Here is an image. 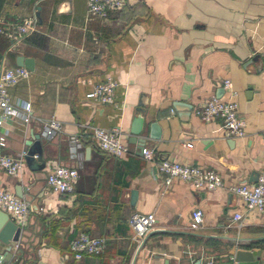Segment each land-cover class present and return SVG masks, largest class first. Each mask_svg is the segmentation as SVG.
Returning <instances> with one entry per match:
<instances>
[{
  "label": "crops",
  "instance_id": "0c3cea01",
  "mask_svg": "<svg viewBox=\"0 0 264 264\" xmlns=\"http://www.w3.org/2000/svg\"><path fill=\"white\" fill-rule=\"evenodd\" d=\"M32 14L38 32L21 45L10 49L0 36V69L18 67V56L34 60L28 79L8 89L16 110L30 105L31 121H6L2 154L18 156L39 135L46 162L40 171L25 162L16 176L0 170V190L31 208L18 264H74L69 242L81 233L105 240L102 254L81 264H237V251L256 250L257 264H264V214L246 213L227 190L264 175V0H126L104 20L87 16L86 0H0V23ZM108 78L117 85L115 105L86 97ZM224 80L236 93L243 138L228 137L221 121L206 123L193 113L212 97H230ZM139 114L155 163L128 144ZM50 119L62 130L47 138L43 123ZM95 127L121 129L129 154L102 152L91 138ZM73 135L79 145L70 143ZM164 160L212 170L223 187L196 191L179 180L166 187L156 167ZM55 165L77 169L71 195L47 186ZM196 209L203 223L193 231ZM237 212L243 218L234 224ZM135 213L156 219L141 246L128 225Z\"/></svg>",
  "mask_w": 264,
  "mask_h": 264
},
{
  "label": "built area",
  "instance_id": "2783aa9c",
  "mask_svg": "<svg viewBox=\"0 0 264 264\" xmlns=\"http://www.w3.org/2000/svg\"><path fill=\"white\" fill-rule=\"evenodd\" d=\"M126 5V0H86V14L89 18L104 20L109 13L120 11ZM38 18L35 14L15 23H0V36L9 43L10 49L21 45L26 39L38 32ZM30 71L24 67H13L0 69V170L9 176H16L25 164L26 152L16 157L2 154L7 144V137L3 130L8 119L20 118L25 124L31 121V109L29 104H24L21 111L11 103L8 89L20 81L28 79ZM116 83L111 79L95 85L87 94V98L96 99L102 104L115 105ZM223 89L231 91V82L224 80ZM236 93L231 91L226 100L212 97L206 100L200 107L194 109L193 113L203 122L213 120L221 121L225 133L231 138H243L245 121L238 112L235 101ZM173 112V111H172ZM2 129V130H1ZM62 130V123L56 119H50L43 123V136L53 137ZM91 138L96 142L98 148L107 155L114 158H125L129 154V147L123 141V133L119 128L102 129L93 128ZM72 145H79L77 135L70 137ZM191 142H182L181 147L192 149ZM141 157L150 163H155L153 151L143 148ZM157 175L162 178L167 187L173 181L179 180L190 186L192 190L213 192L223 187L221 176L208 169L199 166L188 165L177 160H164L156 163ZM78 171L75 167L55 165L48 169L46 176L47 186L58 195H71L75 190L78 180ZM228 192L240 198L246 213L257 212L264 214V175L258 177L254 185L245 184L232 185ZM0 211L5 212L17 225L23 226L30 214L29 205L14 194L0 190ZM242 213L237 212L232 216L234 224L241 223ZM156 223L153 214H132L128 219V225L134 234L138 245H142L144 239L153 230ZM203 223V213L196 209L191 214V230H198ZM105 247V240L81 233L69 242V250L72 254L74 264H81L85 257L99 256Z\"/></svg>",
  "mask_w": 264,
  "mask_h": 264
},
{
  "label": "water",
  "instance_id": "95a60500",
  "mask_svg": "<svg viewBox=\"0 0 264 264\" xmlns=\"http://www.w3.org/2000/svg\"><path fill=\"white\" fill-rule=\"evenodd\" d=\"M16 65L18 67H24L30 72L34 70V60L31 58L18 56L16 58ZM180 104L181 103H176L175 106H179ZM143 123L142 115H137L133 120L130 137L128 139V144H138L139 155H141L142 149L145 145V139L142 135ZM35 139L36 143L29 141L26 144L27 149L25 151L26 155L24 159L30 168L40 171L45 167L46 162L43 159L42 148L39 143L40 136L36 135ZM131 195V203H134L136 200V193L133 191ZM24 232L25 227L17 225L5 212L0 211V246L3 247V253L0 254V264H7L14 258L17 259L16 264H18L20 260L19 257H21L24 252L23 249L19 247L21 239L24 237ZM260 257V250L237 251L234 260L237 264H257ZM132 264H134V260Z\"/></svg>",
  "mask_w": 264,
  "mask_h": 264
}]
</instances>
